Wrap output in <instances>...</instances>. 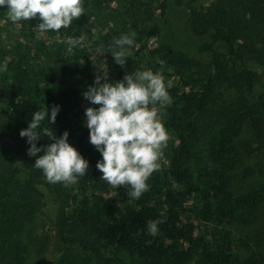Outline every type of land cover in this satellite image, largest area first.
I'll list each match as a JSON object with an SVG mask.
<instances>
[{"label":"trees","instance_id":"obj_1","mask_svg":"<svg viewBox=\"0 0 264 264\" xmlns=\"http://www.w3.org/2000/svg\"><path fill=\"white\" fill-rule=\"evenodd\" d=\"M102 1L83 3L87 13L101 7L107 19L118 17V29L107 30L101 46L114 45L121 34L135 39L126 63L113 66L114 80L142 71L147 60L172 84V103L164 105L161 121L175 138L173 150L165 168L149 178L150 190L132 199L128 186L101 178V154L89 143L88 128L77 131L68 104L72 92L63 79L30 82L0 46V63L8 66L0 73V264H29L31 248L36 258L45 256L50 238L26 237L28 222L45 202L38 183L43 173L33 166L20 131L34 111L54 105L60 111L52 130L57 136L67 131L68 142L89 163L76 183L48 184L60 249L54 264H264V245L252 251L247 243L264 237L253 229L264 210V0H159V22L148 26L146 9L133 28L132 17L150 2L112 0L121 5L113 7ZM170 5L185 11L193 36L205 39L194 52L166 41L149 50ZM43 126L51 128L47 120ZM236 168L257 182L253 190H233ZM154 220L163 223L151 235Z\"/></svg>","mask_w":264,"mask_h":264},{"label":"clouds","instance_id":"obj_2","mask_svg":"<svg viewBox=\"0 0 264 264\" xmlns=\"http://www.w3.org/2000/svg\"><path fill=\"white\" fill-rule=\"evenodd\" d=\"M83 3L84 0H0V7L6 6L7 18L13 23L38 17L40 32H59L84 13ZM84 40L83 36L70 38L69 51L82 46ZM114 45L116 51L112 56L123 66L135 47L134 34H121ZM97 52L104 53L100 49ZM7 68L6 61L0 63V73ZM100 68L93 84L82 93L91 105H98L87 107L84 113L89 143L101 154L96 168L104 181L113 187L128 186L131 189L128 195L138 200L150 190L148 180L159 169L162 150L169 138L163 122L157 118L158 110L151 105L171 104L172 84L165 82L161 72L151 70L126 73L122 80L112 83L107 68L101 65ZM59 111V105L34 111L20 136L26 137L30 145L28 155L35 157L33 166L42 171L46 182L70 186L86 175L89 163L68 142L67 131L57 136L52 130ZM45 120L51 128L43 126ZM45 138L49 142L38 146L37 142ZM159 223L163 220L150 222L149 234H157Z\"/></svg>","mask_w":264,"mask_h":264},{"label":"rangeland","instance_id":"obj_3","mask_svg":"<svg viewBox=\"0 0 264 264\" xmlns=\"http://www.w3.org/2000/svg\"><path fill=\"white\" fill-rule=\"evenodd\" d=\"M146 1L151 3V7L143 5L144 7L139 12L138 18L132 17V28L147 16L145 13L146 9L149 11L147 25L152 26L159 22V0ZM102 3L104 6H121L112 0H103ZM89 10L88 13L87 10H84V13L79 18L74 19L67 29H61L59 32L51 30L40 32L38 29V23L40 22L38 17L30 18L28 21L13 23L7 18L6 6L0 7V12L3 14V17L0 15V46L6 52L7 60L12 62L13 68L21 67V75L27 76L30 82L39 79V83H49L53 82L58 76L63 79V84L67 85L72 92L68 104L70 116L76 123L77 131L87 128L84 125L85 109L89 106L98 107V105H91L83 97L82 93L89 85L93 84L95 76L101 72L100 65L107 68L109 81L115 83L112 71L116 62L112 53L116 49L113 48L114 45L103 47L99 42L104 40V34L107 30L118 29V17L115 16L113 20L107 19L103 15L106 10L101 7H91ZM185 17L186 14L183 9L170 5L165 17L161 19L162 26L161 28L159 27V34L149 40V50L155 48L159 42L166 41L178 49L194 52L205 39L197 38L189 32L185 24ZM77 36L85 38L83 45L72 47L71 51H69V39ZM98 49L104 53L99 55ZM152 68L153 63L151 64V62L146 60L142 71H152ZM259 71L263 79L264 68H260ZM151 107H155L158 110L157 118L161 120L164 114V105L157 102ZM168 137L167 146L163 148L162 156L159 160L160 167L153 174L160 173L165 168L167 156L173 150L175 138L172 133H168ZM10 143L11 141L5 142V148H11ZM246 163L249 164V162ZM242 172L244 174V169L236 168L237 176L233 182V190L238 193H246L257 186L255 180L245 178ZM38 183L40 189L44 192L45 205L41 212L28 222L26 237L28 241L31 240L32 236H47L50 240L42 260L35 257L31 248L28 261L29 264H54L60 252L54 241L53 223L56 205L50 196L49 183L46 182L44 176L40 178ZM262 209H264V203ZM196 214H198L199 219H204L200 212L197 211ZM253 229L264 231V210ZM247 243L251 245L252 251L258 250L261 245H264V237L261 239L255 235V238H249ZM259 244H261L260 247Z\"/></svg>","mask_w":264,"mask_h":264}]
</instances>
